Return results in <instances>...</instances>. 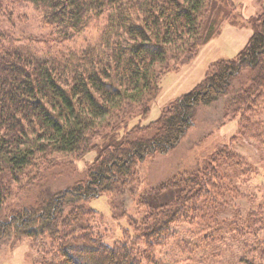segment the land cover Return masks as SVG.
I'll return each mask as SVG.
<instances>
[{
    "label": "trees",
    "instance_id": "16d2710c",
    "mask_svg": "<svg viewBox=\"0 0 264 264\" xmlns=\"http://www.w3.org/2000/svg\"><path fill=\"white\" fill-rule=\"evenodd\" d=\"M10 1L18 0H0V206L13 193L12 181L30 176L31 167L61 164V154L95 148L99 154L73 187L2 217L0 238L32 237L42 252L39 264H155L161 260L158 248L187 233L181 257L172 263L212 264L209 254L221 237L204 220L208 206L214 200L222 203L227 191L236 188L219 169L233 159L242 165V155L231 145L218 150L215 161L182 176L170 202L143 198L138 204L142 210L130 219L133 232L125 230L113 243L92 223V213L98 211L86 200L122 193L124 182L136 178L135 165L148 154L174 147L194 124L195 107L230 92L244 68L257 73L250 86L229 100L227 115L240 113L241 128L264 139L261 120L251 114L264 98V8L236 59L216 61L206 78L176 98L158 119L119 135L137 108V115L149 112L162 77L191 62L220 32L232 17V1L22 0L42 11L49 29L44 52L4 30L1 16ZM92 22L99 26L97 39L86 36L83 43L63 46ZM139 131L146 133L131 136ZM250 207L245 217L250 229L245 231L253 239L247 241L246 257L232 264H264V202ZM219 214L215 211L211 218L218 220Z\"/></svg>",
    "mask_w": 264,
    "mask_h": 264
},
{
    "label": "rangeland",
    "instance_id": "374dc122",
    "mask_svg": "<svg viewBox=\"0 0 264 264\" xmlns=\"http://www.w3.org/2000/svg\"><path fill=\"white\" fill-rule=\"evenodd\" d=\"M231 1L232 17L235 19L231 17L224 21L220 32L200 47L191 62L166 73L160 81V92L151 102L149 112L137 115L140 109L136 105L138 111L128 118L130 120L126 130H118L119 135L129 132L135 125H148L158 119L176 98L190 92L203 81L216 61L238 57L255 31V18L262 13L264 0ZM42 18V11L35 4L22 0L10 1L6 12L1 16V24L19 43L31 44L44 52L49 29ZM99 32L98 23L92 22L73 41L64 43L63 46L83 43L86 36L97 39ZM256 73L254 69L244 68L242 75L235 79L230 92L213 102L198 104L193 112L194 124L188 127L181 140L170 149L148 154L140 160L134 168L136 178L131 181L129 178L124 182L127 186L122 193L120 190L118 194L106 192L86 200L89 206L98 211L92 213L91 220L98 230L105 233L107 242L113 243L127 230L133 232L130 219L142 210L138 204L143 198H151L155 203L170 202L175 183L180 182L182 176L185 178L191 172L215 161L217 151L229 144L242 155L243 160L242 165L236 163L237 159H233L229 165H221L219 168L221 172L228 173L227 181L236 185V188L231 189V192L227 191L222 203L214 200L208 206L209 211L204 221L209 224L210 229L217 230V237H221L213 243V248H216L209 255L212 264H232L241 257H246L250 245L247 241L252 240L253 236L252 233H246L250 228L246 227L245 217L250 215V205L255 208L260 202H264V139L256 138V134L250 129L247 131L241 128L240 113L234 117L231 112L227 115L226 110L229 100L243 87L250 86ZM259 103L261 104L255 106L251 114L261 120L260 131H264V98ZM254 130L257 132L256 128ZM143 133L146 132H133L131 136ZM235 136L238 138L233 139ZM96 141L100 145L101 140ZM98 154L96 148L82 154H61L60 159L64 158L61 164L45 163L31 167L30 176L25 175L19 182L12 181L15 188L0 206V219L13 208L32 204L39 197L46 198L50 194L73 187L87 175ZM215 211H220L218 220L211 218ZM189 227L186 223L183 225L185 230ZM181 236L179 240L157 249V257L161 260H156L155 264H174L172 262L181 257L180 245L184 237H190L187 233ZM38 244L39 242L36 243L32 237L24 234L0 238V264H39L42 252Z\"/></svg>",
    "mask_w": 264,
    "mask_h": 264
}]
</instances>
